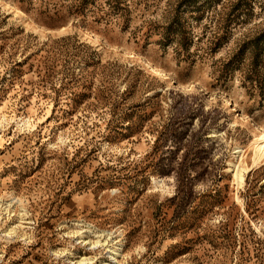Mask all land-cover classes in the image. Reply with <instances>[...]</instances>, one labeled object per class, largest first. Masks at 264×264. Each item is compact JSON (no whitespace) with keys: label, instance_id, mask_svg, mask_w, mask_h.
I'll use <instances>...</instances> for the list:
<instances>
[{"label":"rangeland","instance_id":"obj_1","mask_svg":"<svg viewBox=\"0 0 264 264\" xmlns=\"http://www.w3.org/2000/svg\"><path fill=\"white\" fill-rule=\"evenodd\" d=\"M261 128L264 0H0V264H264Z\"/></svg>","mask_w":264,"mask_h":264},{"label":"bare ground","instance_id":"obj_2","mask_svg":"<svg viewBox=\"0 0 264 264\" xmlns=\"http://www.w3.org/2000/svg\"><path fill=\"white\" fill-rule=\"evenodd\" d=\"M15 12H17V11H15ZM147 65H149V64H147ZM151 72H152L151 73L152 75H161L162 74L154 66L151 67ZM181 88H183V86H181ZM263 157H264V128H261L260 137L256 140L255 159H254L255 163H258L261 160V158H263ZM236 180L238 181L239 185H242L245 182L244 181V171L243 170L240 171V169H238V171L236 173ZM83 231H77V234L80 236V238H85V233H87V231H84V232ZM103 235H105V233H103ZM103 235L97 236V239L104 238L105 236H103ZM89 243L91 244V242H89ZM89 243L87 242V244H89ZM98 245H101V242L99 240L96 241L95 243H93L94 247H99ZM120 250H121L120 248H116V249L112 250L113 251L112 254L114 256H116V255L119 254ZM108 252L110 253L111 250H108ZM91 261H92L91 259H88V258L84 259L83 258L82 260L79 261V264H95V263H93ZM113 261H115V258H113ZM112 264H114V263H112Z\"/></svg>","mask_w":264,"mask_h":264}]
</instances>
